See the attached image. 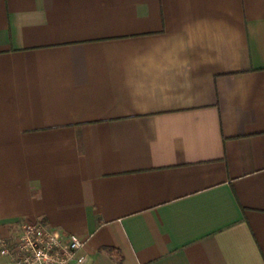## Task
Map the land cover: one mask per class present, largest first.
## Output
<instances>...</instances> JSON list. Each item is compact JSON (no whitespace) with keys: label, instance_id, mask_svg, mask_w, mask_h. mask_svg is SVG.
Masks as SVG:
<instances>
[{"label":"crops","instance_id":"1","mask_svg":"<svg viewBox=\"0 0 264 264\" xmlns=\"http://www.w3.org/2000/svg\"><path fill=\"white\" fill-rule=\"evenodd\" d=\"M35 219L81 264H264V0H0V237Z\"/></svg>","mask_w":264,"mask_h":264},{"label":"built area","instance_id":"2","mask_svg":"<svg viewBox=\"0 0 264 264\" xmlns=\"http://www.w3.org/2000/svg\"><path fill=\"white\" fill-rule=\"evenodd\" d=\"M85 239L77 234H61L41 219L24 220L13 242L0 237V254L13 264H81L78 252Z\"/></svg>","mask_w":264,"mask_h":264}]
</instances>
